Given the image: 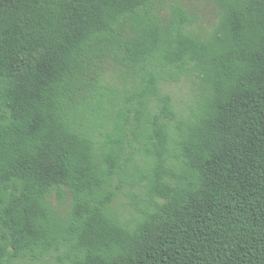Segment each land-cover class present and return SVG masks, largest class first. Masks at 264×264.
<instances>
[{
    "label": "trees",
    "instance_id": "trees-1",
    "mask_svg": "<svg viewBox=\"0 0 264 264\" xmlns=\"http://www.w3.org/2000/svg\"><path fill=\"white\" fill-rule=\"evenodd\" d=\"M157 1L0 0V264H264V0Z\"/></svg>",
    "mask_w": 264,
    "mask_h": 264
},
{
    "label": "rangeland",
    "instance_id": "rangeland-1",
    "mask_svg": "<svg viewBox=\"0 0 264 264\" xmlns=\"http://www.w3.org/2000/svg\"><path fill=\"white\" fill-rule=\"evenodd\" d=\"M157 5L158 9L163 11V15L169 13L171 8L176 5L185 8L195 19L191 31L202 38H207L213 32L220 18L219 6L215 0H158ZM121 73L119 69L110 70L106 68L104 82L107 81L112 84L117 83L118 86L122 87L123 83L119 82ZM166 90L173 97L177 109L183 113L192 105L199 93L197 86L188 78H184L179 83L169 85ZM125 202V197L119 198L114 208L119 210L120 214L129 216L130 212L124 206ZM51 203L55 209L67 214L72 204V198L70 194H68L66 199L62 202L58 200L57 195H54L51 198ZM53 264H55V262Z\"/></svg>",
    "mask_w": 264,
    "mask_h": 264
}]
</instances>
